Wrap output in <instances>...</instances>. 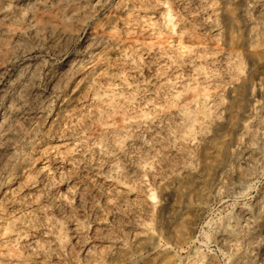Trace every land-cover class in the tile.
<instances>
[{
  "label": "rangeland",
  "instance_id": "1",
  "mask_svg": "<svg viewBox=\"0 0 264 264\" xmlns=\"http://www.w3.org/2000/svg\"><path fill=\"white\" fill-rule=\"evenodd\" d=\"M0 264H264V0H0Z\"/></svg>",
  "mask_w": 264,
  "mask_h": 264
},
{
  "label": "bare ground",
  "instance_id": "2",
  "mask_svg": "<svg viewBox=\"0 0 264 264\" xmlns=\"http://www.w3.org/2000/svg\"><path fill=\"white\" fill-rule=\"evenodd\" d=\"M220 119L217 117L216 118V121H212V122H210V123H208V125H207V127H206V129H207V132L205 133V134H203L202 135V141H208L209 140V134L211 133V132H213V130L216 128V127H218L219 125H220ZM241 160L245 163V164H248L250 161H249V159L246 157V156H242L241 157ZM241 191V189L240 188H238V187H233L231 190H230V192L231 193H233V194H236V193H239ZM171 193L170 192H167L166 193V197L169 199L170 197H171V195H170ZM117 252H119V251H117Z\"/></svg>",
  "mask_w": 264,
  "mask_h": 264
}]
</instances>
